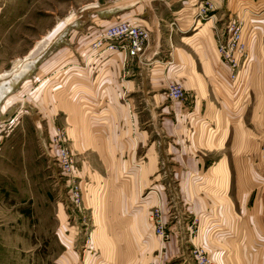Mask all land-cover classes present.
I'll return each instance as SVG.
<instances>
[{
    "label": "rangeland",
    "instance_id": "obj_1",
    "mask_svg": "<svg viewBox=\"0 0 264 264\" xmlns=\"http://www.w3.org/2000/svg\"><path fill=\"white\" fill-rule=\"evenodd\" d=\"M256 1L248 0L246 6L256 11V6L264 8V0ZM116 2L0 0V77L22 71L18 79L3 87L5 98L0 100V264H134L140 256L141 264H195L191 251L195 246L202 247L217 264L212 250H233L234 240L226 247L210 249L191 243L190 237L193 239L199 229L195 200L203 196L205 205L216 202L201 210L220 217L225 186L252 180V176L235 173L234 167L248 168L254 148L264 161V93L256 94L264 91V79L259 83L254 77L264 71V22L254 52L258 62L252 65L251 94L247 93L243 113L233 110L241 102L232 84L235 97L225 85L212 86L205 81L206 106L196 107L195 94L187 85L184 99L171 100L167 88L179 83L173 74L175 64L181 65L171 51L154 58L150 55L129 67L133 77L120 79L134 83L118 101L124 105L120 109L111 103L101 108L103 103L97 98L91 101L85 95L73 96L63 77L47 89L48 79L42 78L56 70L61 73L65 56L82 53L85 37L90 39L117 20H135L152 32L156 22L153 19L151 24L149 17L153 10L162 35L172 40L173 34L174 45L185 35H195L200 25L202 33L194 38H211L216 53L217 42L212 36L223 33L228 14L244 5L237 0H211L213 9L196 23V12L205 0H150V5L131 0L121 6ZM183 13L189 15L182 20ZM191 47L189 52L199 54L196 44ZM200 65L197 69L203 71ZM31 77L42 82L44 98L42 91L40 98H33ZM21 84L26 86L22 95L18 93ZM47 103L55 106L50 136L40 119ZM108 107L115 111L106 110ZM255 110L254 121L261 122L262 128L258 126L256 131L252 122ZM227 122L232 126L242 123L244 137L235 147L232 126L224 146L217 140ZM58 129L65 133V145L74 155L73 178L62 173L50 152V139ZM201 160L203 168L197 172ZM209 167H230L231 173L219 174ZM69 183L80 186L79 206L69 198ZM154 206L163 209L167 235L163 242H173L179 254L170 261L148 263L142 259L144 251L160 248L162 243L152 231ZM147 228L150 231L145 235ZM246 241L248 264H264V245L253 244L251 236Z\"/></svg>",
    "mask_w": 264,
    "mask_h": 264
},
{
    "label": "crops",
    "instance_id": "obj_2",
    "mask_svg": "<svg viewBox=\"0 0 264 264\" xmlns=\"http://www.w3.org/2000/svg\"><path fill=\"white\" fill-rule=\"evenodd\" d=\"M192 4L194 5V2ZM152 11L153 10L150 11L151 17H149V21L151 24H154L153 19H155L156 22V24L154 25L155 31L151 32L150 43L143 55L139 56L138 58L126 59V62H124V57L121 54H115L112 55L111 57L106 55L101 58H98L97 60H92L88 64L85 70H80L79 68L80 64L85 60V56L82 54L84 52L83 49L86 46L87 41L89 40V39L87 40V38L85 37L84 40L85 39L86 40L82 44V49L80 51L82 53H79V55H73L72 57L65 56V58L63 59L64 60L62 61L63 63L62 66L64 67V70H62L63 73L62 72L60 73V70H56V72L53 71L48 77L42 78V80L48 79L47 89L48 88L50 89L52 83L60 82L59 79L63 77L62 79L64 81H67V84L70 85L69 91L70 90L71 92L74 91V93L72 94L73 96L85 95V98L91 101L94 100V98H97L99 103L101 102L100 104L103 103V106L100 105L101 108L107 107L111 103L115 109H120V107L124 105L119 103L118 101L120 100L121 97H123V95L129 93L130 91L129 89L131 87L130 85L131 83H134L132 80H126L123 82L121 81L120 78H123L128 75L130 76L132 75L133 77L134 74L133 72L130 71L131 66L133 64L141 62L150 55L152 58H154V56L159 55L163 51H169V52L171 51L172 53L175 52L176 58L180 60L181 63L180 67L177 64H175L176 66H174L175 70L173 75L175 76V81H178L183 88H185L186 85L187 87H190L191 92L195 94L194 96L196 101V107L198 105L201 106L203 104L206 106L207 104L208 90L205 81L206 83L209 82V84H211L212 86L225 85L229 90L230 96L235 97L232 95L233 93L231 90L232 82L229 79V72L227 68L224 66V64L221 62L220 56L217 54V52L216 53L214 52L215 49H213L214 46L212 44L216 45V43H212L211 38L205 40L202 39L200 41L199 39L197 40V38L196 39L194 38V36H196L198 32L202 33L200 25H197V28L199 27V29L195 35L194 33H191V35H185L181 38L179 44L174 45L172 42L173 34L171 36L172 40L162 35V32L160 31L159 26L157 25L159 17L156 15L155 12ZM188 15H189L188 13H183L182 17L180 18L183 20L184 18H187ZM204 29H206V27ZM261 30L262 27L258 28L253 33L250 32L247 35V40L249 43V50H250V54H249L250 58L248 59L244 69L241 70L240 73L241 82L238 88L235 89L233 87L234 95L239 96L238 98L240 99L239 101L241 102V103L237 102L236 105L235 102L234 103L232 102L235 105L233 109L234 112L237 111L241 112L242 110L244 111L245 109L244 103H246L245 100H247L249 97L247 96V93L251 94V92L249 91L250 90L249 86L254 76L252 65L253 63L258 62L257 57L255 58L254 52L258 41V34L262 33ZM182 31H184V29H181V32ZM176 38L178 37L176 36ZM212 39L213 42H216L214 35L212 36ZM191 44H196L198 46L196 49L199 54L194 55L192 52L188 51V47H191ZM206 46H208V48ZM47 62L49 63L50 60L48 59ZM200 63L203 64L204 67L203 71L197 69L198 64L200 65ZM74 67H77V69H73L74 71L72 72L71 68ZM74 74L76 76L75 78L77 79L74 78L73 80H71L70 76ZM184 76L186 78L185 80L183 79ZM180 77H182V79H180ZM254 77L257 78V81L260 83V80L264 79V71L263 72L258 71L256 76ZM53 78H55V81L53 80L51 81V79ZM206 78H208V80ZM31 82L33 84L30 91L34 93L33 98L34 99L40 98V92L42 91L40 90V87L42 82H40V79L38 77L37 78L35 77V79L34 77H31ZM25 87L26 86H24V84H21L18 93H20L21 95L25 94L26 90L25 91L23 90L25 89ZM59 88L61 89V87ZM44 92L45 90L41 92V96H43V98H44ZM262 93H264V91L262 90H258L256 92V94H262ZM111 94H113L112 97L110 96ZM208 103L211 102L208 101ZM5 108H3V110L1 109V112L4 113ZM54 108H55L54 105H50L49 103H47L46 111L43 108L42 110L43 114H41L42 115L41 117L39 116L40 119H42V121H44V124L47 126L49 136L51 134L50 126L51 123H53L51 121L54 120V113H55L53 112L55 111ZM110 108L112 107H108L106 108V110ZM225 108L226 106L224 107V109ZM37 110L39 109L37 108ZM112 110L115 111L113 108ZM243 111L241 113H243ZM256 115L257 114L255 110L254 115H252V117H254L253 121L252 119L250 120V122L251 121L253 122V127L255 128V131L257 130L258 126L261 128V122L254 121ZM109 117H111V113ZM101 121L100 123H103V120ZM104 122H105L104 125L108 123L107 120ZM126 124L128 123H125L123 125ZM241 124L242 123L236 122L232 126L231 122H227V124L223 126L224 127L223 133L217 139L219 141V144L223 146L225 145V141L228 137V133L230 132L231 126L233 129H235V135H236L235 139H237V141H235L234 143V147L237 145V143L239 144L240 140L242 139V138L240 139V137H244V135L240 133L241 130L243 129ZM135 139L136 138H134V140ZM252 152L253 155L250 154L251 156L249 157L250 162L248 168L236 167V166L234 167L235 173L237 174L243 173L248 177L252 176L251 177L252 180L250 182L246 181V183H234V184L230 183L227 184V186H225L227 187V189L224 188L222 192V197H224V200L222 201L223 204L218 210L220 217L214 216V214H212V212L210 211L201 210V207L205 208L204 199H202L203 196H198L197 199L195 200L196 201L195 214L197 215L198 218L199 229L197 234L194 235L193 239H191L190 237L191 243L195 242L203 247L208 246V248L209 246L226 247L229 245V243H231L234 240L231 246L233 249L232 252L227 250L229 249V247L226 248V250H223L220 247L212 250V254H213L212 258L216 260L217 264H248L247 241H246L247 237L251 236L252 238H254L253 244L255 243L256 245H258V247H260V245L261 246L264 245V161L263 162L260 161L261 160L260 156L262 155H260L259 151H257V148H254V151L252 150ZM201 162H202L201 163L202 166L203 161L201 160ZM201 168H203V166L200 168L198 167L197 172H201L199 171V169ZM209 168H212L214 172L217 171V173L223 175H230L231 173L230 167H209ZM201 178L202 177H200V179ZM191 197H193L194 199V194H191ZM209 202L205 205L206 207L208 206L209 208H211L212 204L213 205L216 204V202L215 203L214 202L211 203V201ZM161 204L164 206V198L161 200ZM97 228L93 232H95ZM149 231L150 230H148L147 228L145 235H147V232ZM172 243L173 242L170 241H166L165 243L162 241V243H159L160 248L155 247L145 250L142 259H144L148 263L156 262V261L158 262L170 261L173 257L179 254V248L178 249L175 248L176 245L173 246ZM259 250L260 248H258L255 254H257ZM140 259L141 256L139 257L137 262H134V264L136 263L141 264Z\"/></svg>",
    "mask_w": 264,
    "mask_h": 264
},
{
    "label": "built area",
    "instance_id": "obj_3",
    "mask_svg": "<svg viewBox=\"0 0 264 264\" xmlns=\"http://www.w3.org/2000/svg\"><path fill=\"white\" fill-rule=\"evenodd\" d=\"M237 3H243V7L236 12L231 11L225 20V30L221 34H215L214 38L217 42V52L221 58V62L229 71V79L237 89L241 82V70L244 69L248 61L250 50L247 35L254 32L264 22V8L256 6V10L246 6L248 0H237ZM259 1V0H257ZM256 1V2H257ZM205 5L197 10L196 23L207 15V12L213 9L211 0H205ZM151 30L136 22L135 20H117L108 24L106 27L95 32L88 40L83 49L85 60L80 64V70H85L92 60H97L103 56H112L121 54L126 59L138 58L143 55L150 43ZM184 88L180 83H171L167 88V95L171 100L179 101L184 99ZM0 128V137L1 135ZM65 133L56 130L54 136L50 139V152L62 173L68 177L76 176V166L74 155L65 145ZM70 185L69 198L76 206L82 201V192L77 184ZM151 224L153 233L162 241L166 240L167 235L164 230V217L161 209L154 206L151 212ZM195 264H213L201 247L191 249Z\"/></svg>",
    "mask_w": 264,
    "mask_h": 264
},
{
    "label": "water",
    "instance_id": "obj_4",
    "mask_svg": "<svg viewBox=\"0 0 264 264\" xmlns=\"http://www.w3.org/2000/svg\"><path fill=\"white\" fill-rule=\"evenodd\" d=\"M21 72L22 71H19L17 74H16V72H14V73H12L9 76L0 77V91H5V90H3V87H5L12 79H14V78L15 79H18V77H19V75H20ZM11 85L9 87H11Z\"/></svg>",
    "mask_w": 264,
    "mask_h": 264
},
{
    "label": "bare ground",
    "instance_id": "obj_5",
    "mask_svg": "<svg viewBox=\"0 0 264 264\" xmlns=\"http://www.w3.org/2000/svg\"><path fill=\"white\" fill-rule=\"evenodd\" d=\"M129 1H131V0H120V1H118L117 0V2H116V4H117V6H121L122 4H124V3H127V2H129ZM141 1H143L142 3L144 4H149L150 5V0H141ZM116 6V5H115ZM114 7V6H113ZM115 8V7H114ZM148 8V7H147ZM103 12H105V11H103ZM107 12H109L108 10H107ZM64 28V27H63ZM59 31H61V30H59ZM24 69H27V67H25ZM10 88V87H9ZM5 95V91H0V100H1V98L3 97ZM5 97V96H4ZM3 97V98H4ZM2 98V99H3ZM0 118H1V115H0Z\"/></svg>",
    "mask_w": 264,
    "mask_h": 264
}]
</instances>
